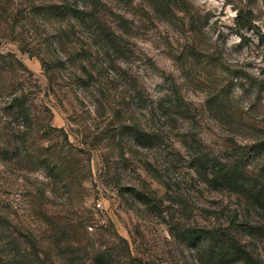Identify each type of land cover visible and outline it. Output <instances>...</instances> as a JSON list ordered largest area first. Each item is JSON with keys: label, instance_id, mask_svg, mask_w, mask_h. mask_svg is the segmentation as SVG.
Segmentation results:
<instances>
[{"label": "rangeland", "instance_id": "obj_1", "mask_svg": "<svg viewBox=\"0 0 264 264\" xmlns=\"http://www.w3.org/2000/svg\"><path fill=\"white\" fill-rule=\"evenodd\" d=\"M95 1L0 0V258L237 264L213 234L264 264V195L197 167L264 183V0Z\"/></svg>", "mask_w": 264, "mask_h": 264}, {"label": "trees", "instance_id": "obj_2", "mask_svg": "<svg viewBox=\"0 0 264 264\" xmlns=\"http://www.w3.org/2000/svg\"><path fill=\"white\" fill-rule=\"evenodd\" d=\"M95 2V0H90L93 9L95 8ZM80 12L84 14V9ZM233 22L237 31L245 32L255 28L253 12L247 7L236 8ZM198 164L197 167L204 170L207 178L206 181L212 187L226 188L229 191L236 192L245 196L251 203L252 200H257L261 194L264 195V183H261V186L257 189L258 180L247 175L243 169L238 167V165H230L218 160L217 158L207 157L202 162H198ZM244 229V231L248 230L250 233L256 228L246 224ZM186 232L187 234L185 236H189L193 239V230H187ZM9 238L12 237L10 236ZM203 239L210 241L208 247L211 248V242L213 240H215L213 245L214 243L220 244L221 247L218 250L217 255L220 260H222L224 256L229 255L232 257V261L237 264H260V261L255 258L239 240L235 238L228 239L225 238L224 235L215 238V235L211 234L209 236H204ZM10 244H12L10 241H6V248H2V251L5 254L2 258H0V264H43L45 259L40 258L38 254L35 253L34 256L31 257L29 253L27 254L25 252V249L21 250V248H19L21 243H16L17 248L10 246ZM13 250L15 251L12 253L11 251Z\"/></svg>", "mask_w": 264, "mask_h": 264}]
</instances>
